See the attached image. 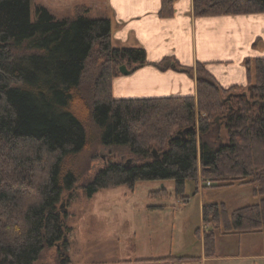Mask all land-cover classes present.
<instances>
[{"label":"trees","instance_id":"1","mask_svg":"<svg viewBox=\"0 0 264 264\" xmlns=\"http://www.w3.org/2000/svg\"><path fill=\"white\" fill-rule=\"evenodd\" d=\"M173 3L161 0L160 15H171ZM31 9V0H0V264H34L42 249L54 245L61 250L59 262H70L60 201L75 177L62 178L61 166L88 145L86 120L101 131L102 144L128 147L136 157L128 165L104 164L86 184L88 195L132 188L142 179H172L175 196L186 201L187 180L196 186L199 176L216 187L250 184L257 203L234 210L224 202L202 207V220L211 225L203 237L205 255H213L218 231H264V57L246 60L247 84L229 88L200 62L181 67L164 57L156 64L161 69L196 70L195 96L115 98L112 79L123 64H145L146 50L114 46L106 17L58 19L39 5L33 19ZM192 11L197 17L261 13L264 0H193ZM94 50L102 62L88 102L83 79ZM188 126L194 128L176 136ZM156 192L167 194L165 188Z\"/></svg>","mask_w":264,"mask_h":264},{"label":"crops","instance_id":"2","mask_svg":"<svg viewBox=\"0 0 264 264\" xmlns=\"http://www.w3.org/2000/svg\"><path fill=\"white\" fill-rule=\"evenodd\" d=\"M39 5L47 7L58 19L74 18L78 14L106 17L110 20L114 46H139L146 50L148 61L145 64L112 79L111 94L115 98L195 96V78L183 69L178 70L175 64L193 67L200 62L223 88L246 85L245 61L264 57V12L197 17L192 11L193 0H174L173 13L168 17L160 15L161 0H38L36 6ZM164 57L173 58L174 65L167 69L157 67ZM197 186L192 191V196L197 197L200 220V225L194 228L197 242L201 244L197 264H264V231L218 232L213 255H205L203 237L211 225L203 222L202 207L224 200H218L212 193L208 197L210 190ZM239 186H249L252 193V185ZM186 196L187 200L181 201L183 207H187L191 199L188 193ZM258 200L252 195L251 200L243 203H257ZM163 201L153 204L161 207L150 209L168 208L169 204ZM226 205L230 210L239 207L230 202ZM167 256L174 259L155 264H178L181 258L188 257L169 252L143 258Z\"/></svg>","mask_w":264,"mask_h":264},{"label":"rangeland","instance_id":"3","mask_svg":"<svg viewBox=\"0 0 264 264\" xmlns=\"http://www.w3.org/2000/svg\"><path fill=\"white\" fill-rule=\"evenodd\" d=\"M37 3L38 0H31L33 19ZM97 54V50H94L89 58L83 79L82 95L88 102L93 99L92 83L102 62L101 55ZM189 74L196 81V70L193 69ZM84 127L88 145L80 152L67 155L61 166L62 178L70 173L75 177L70 192L66 191L60 201V204H64L61 208L64 209L63 214L61 213L64 215L63 222L69 228L66 238L70 262L67 264H121L123 260L161 256L169 252L177 256L188 255L181 258L182 261H178V264H197L201 244L197 242L194 232L195 226L200 225L197 197L192 196L194 187L198 184L207 187L205 190H210L208 197L212 193L216 196L213 197L224 200L225 204L230 202L243 206L246 204L243 202L251 200L249 186L233 184V187H208L205 182L209 180H204L201 176L196 186L192 180H187L185 184V193L191 198L187 207H183V200L176 198L172 179H142L132 188L119 185L88 195L86 184L93 180L104 164L119 160L130 162L136 157L129 153L128 147L102 144L101 131L92 120L84 121ZM222 136L224 141L228 140L226 131L223 130ZM12 186L14 189L19 188L17 184ZM164 188L167 194L158 196L156 191ZM20 190H24V187ZM163 200L169 204L168 208L150 209L153 208L150 205L164 202ZM60 252L59 246L45 247L34 264H62L59 262Z\"/></svg>","mask_w":264,"mask_h":264},{"label":"water","instance_id":"4","mask_svg":"<svg viewBox=\"0 0 264 264\" xmlns=\"http://www.w3.org/2000/svg\"><path fill=\"white\" fill-rule=\"evenodd\" d=\"M128 71H129V69L126 67V65L123 64V66L120 67V72H121V73H123V74H124V73H129ZM192 128H194V127H192V126L184 127L183 130H178V131H177L176 136H183L187 130L192 129ZM152 152L154 153V155L157 156V154H156V152H155V148L152 149ZM128 163H129V161H127L125 164L128 165ZM63 205H64V204L61 203V207H62ZM62 212H64V209H62Z\"/></svg>","mask_w":264,"mask_h":264},{"label":"built area","instance_id":"5","mask_svg":"<svg viewBox=\"0 0 264 264\" xmlns=\"http://www.w3.org/2000/svg\"><path fill=\"white\" fill-rule=\"evenodd\" d=\"M207 184H209V181H207Z\"/></svg>","mask_w":264,"mask_h":264}]
</instances>
